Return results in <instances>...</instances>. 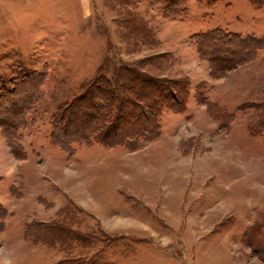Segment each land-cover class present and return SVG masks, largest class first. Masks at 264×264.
<instances>
[{"label": "rangeland", "instance_id": "1", "mask_svg": "<svg viewBox=\"0 0 264 264\" xmlns=\"http://www.w3.org/2000/svg\"><path fill=\"white\" fill-rule=\"evenodd\" d=\"M167 5L0 0V264H264V50L214 79L192 39L264 38V0H188L179 18ZM122 63L186 78L187 110L164 109L137 149L53 145L52 115Z\"/></svg>", "mask_w": 264, "mask_h": 264}, {"label": "trees", "instance_id": "2", "mask_svg": "<svg viewBox=\"0 0 264 264\" xmlns=\"http://www.w3.org/2000/svg\"><path fill=\"white\" fill-rule=\"evenodd\" d=\"M187 2L188 0H168L165 14L175 18L184 16L187 12ZM192 39L201 57L209 60L210 72L214 79L225 77L243 63L252 61L256 53L264 50V38L243 37L221 29L196 34ZM251 52L254 55L247 56ZM152 60H148L146 64ZM119 67L112 77L101 74L85 84L79 96L52 115L50 138L53 145L65 151L73 143H97L105 147L129 146L131 149H137L141 142H151L159 138L160 118L164 109L176 114L187 110L189 84L186 78L157 77L130 63H122ZM207 107L209 109L208 105ZM15 109L10 112L6 108L5 112L11 113L7 115H12L13 121L17 123L22 119L24 121V111L15 115ZM4 119L7 118L0 115V126H10ZM131 119H136V124L130 123ZM8 134L5 137L13 155L23 160L26 155H23L21 147L17 149L13 142L17 137ZM4 211L1 210L0 227L5 218ZM56 229L59 238L56 242L65 244V229L62 226ZM1 230L3 229L0 228V232ZM78 241L84 244L91 242L84 236ZM46 244L54 246L49 242ZM58 264L103 263L99 255H96L91 258H70Z\"/></svg>", "mask_w": 264, "mask_h": 264}]
</instances>
